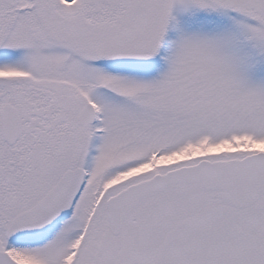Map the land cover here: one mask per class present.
<instances>
[{"label": "snow or ice", "instance_id": "snow-or-ice-1", "mask_svg": "<svg viewBox=\"0 0 264 264\" xmlns=\"http://www.w3.org/2000/svg\"><path fill=\"white\" fill-rule=\"evenodd\" d=\"M0 264H264V0H0Z\"/></svg>", "mask_w": 264, "mask_h": 264}]
</instances>
